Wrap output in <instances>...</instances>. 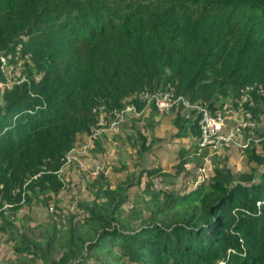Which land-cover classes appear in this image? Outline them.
Listing matches in <instances>:
<instances>
[{
    "label": "trees",
    "instance_id": "obj_1",
    "mask_svg": "<svg viewBox=\"0 0 264 264\" xmlns=\"http://www.w3.org/2000/svg\"><path fill=\"white\" fill-rule=\"evenodd\" d=\"M0 56L25 60L26 80L0 87V220L8 218L0 232L16 255L43 264H264V140L261 151L244 150L247 171L217 163L208 180L195 172L199 184L187 195L155 192L156 175L174 179L192 156L219 154L198 153L201 114L182 103L168 114L174 137L195 144L179 149L175 173L144 167L112 187L98 171L90 182L96 196L79 203L82 219L62 214L61 230L50 224L41 238L27 233L30 222H15L20 208L40 202L48 211L67 188L61 170L98 127L101 107L136 105L126 141L139 159L153 151L163 138L149 142L146 132L165 114L138 99L142 90L171 89L212 109L230 102L238 111L242 102L263 136L264 0H0ZM107 138L100 133L89 152H104ZM144 175L149 220L125 229L123 205ZM22 262L12 264H33Z\"/></svg>",
    "mask_w": 264,
    "mask_h": 264
},
{
    "label": "rangeland",
    "instance_id": "obj_2",
    "mask_svg": "<svg viewBox=\"0 0 264 264\" xmlns=\"http://www.w3.org/2000/svg\"><path fill=\"white\" fill-rule=\"evenodd\" d=\"M4 85L5 83H1L0 87L3 89L5 88ZM151 105H154V103ZM168 116L170 117L166 120L164 119L158 125L161 131L158 129L156 131L154 128L147 130L146 133L149 137V142H152L155 136L163 138V140L153 146V151L151 150L148 154L146 153L143 159H139L136 150H133L126 141L125 134L121 133L123 128L120 131H109V138L112 142L109 141L108 144H105L106 148L104 152H99L94 155L89 152V149L84 150L85 143L82 145V149L73 152L70 155L71 161L65 164L63 172H61L62 177L66 181L67 188L62 190L58 196H54L50 202L48 211L40 202L28 208L25 207L24 210L19 209V217L24 216L21 218L22 220L33 219L36 216L37 222L26 224L32 227L27 233L41 238V232L46 227L48 228L50 224L52 231H60L61 229L57 223L65 222L64 217L60 216L62 214H66L67 217L75 216L76 220L82 219L83 211L79 207V203L92 200L96 196V191L90 185V182L98 171H104L107 174L112 187L117 186L129 175L141 171L144 167L161 168L162 172H167L168 174L175 173L180 160V147L186 146L191 151V146H194L195 141L193 139H179L174 137L176 132L172 123L174 114ZM140 126L144 128L145 124L140 123ZM220 153L210 155L205 160L199 154L192 156V160L186 164L185 172L174 179L168 176L156 175L154 177L155 192L169 190L180 195H187L194 191L199 184L195 172L197 174L198 170L199 175L205 173L207 178L205 180H208V177L210 178L214 175V166L217 163L222 165L224 162H227L235 173L249 170L247 156L244 151L233 149L222 154ZM221 158L226 159L225 161H221ZM74 162H76L75 165L73 164ZM148 180L149 177L144 175L142 184L140 186H134L129 190V198L123 205V217L128 219V222L125 218L123 220L125 229L133 230L143 224V221L149 220L148 208L151 207L150 195L145 192ZM181 203L186 204L188 201ZM35 213H39V215H34ZM5 235L0 234V264H12L18 260L23 261L22 263L31 262L33 264H43L42 259L39 257L33 258V256L28 254L16 255L13 243H10L6 239L7 235ZM60 254L61 251L58 253V257ZM89 263L96 264L94 260H91Z\"/></svg>",
    "mask_w": 264,
    "mask_h": 264
},
{
    "label": "built area",
    "instance_id": "obj_3",
    "mask_svg": "<svg viewBox=\"0 0 264 264\" xmlns=\"http://www.w3.org/2000/svg\"><path fill=\"white\" fill-rule=\"evenodd\" d=\"M1 58L2 69L7 74L6 86L12 87L26 80L22 73V65L25 60L8 64V58ZM245 98L243 99L246 100ZM139 99L146 102V105L154 103L162 114L171 113L172 108L180 103L186 107L184 112L195 111L197 114H201L199 121L201 135L197 142L200 152L207 149L214 152H222L227 149H247L253 145L259 146L264 140V135L260 136L256 133L258 123L255 114L252 110L246 109L242 102L238 105V111L235 110L236 106H231L230 102L223 107L212 109L207 102L190 103L183 95L175 96L171 89L164 91L143 90L139 94ZM135 109L134 106H127L121 110L113 109L108 113L110 119L101 116L98 127L89 135V142L85 148L90 146L100 133L107 130H118L121 124L126 121L128 114L134 112ZM70 160L71 156L68 157V162ZM22 202H24V198Z\"/></svg>",
    "mask_w": 264,
    "mask_h": 264
},
{
    "label": "clouds",
    "instance_id": "obj_4",
    "mask_svg": "<svg viewBox=\"0 0 264 264\" xmlns=\"http://www.w3.org/2000/svg\"><path fill=\"white\" fill-rule=\"evenodd\" d=\"M4 83H6V82H4ZM19 85V84H18ZM5 87H8V86H6V84L4 85ZM13 87V86H12ZM10 88V87H9ZM145 90H148V89H145ZM143 91V90H142ZM150 91V90H149ZM151 91H155V90H151ZM140 94V93H139ZM138 99H139V95H138ZM140 100V99H139ZM143 102V101H142ZM127 106H134L136 109L134 110V112H131V113H136L137 115H139V111L137 110V107H136V105H134V104H127V105H125V107H123V108H120V110L121 109H124V108H126ZM114 109H119V108H114ZM111 110H113V109H110V110H107V109H105L104 107H101L100 108V118H101V116H103L104 118H106V119H110V117H109V115H108V113L111 111ZM105 113V114H104ZM130 113V114H131ZM130 114H128V116L130 115ZM128 121V117L126 118V121L124 122V123H122L121 124V126L119 127V129L118 130H107V131H105V132H109V131H120L121 130V128H123L124 126H125V124H126V122ZM259 126V125H258ZM259 128V127H258ZM98 138H99V136H98ZM98 138L96 139V140H98ZM96 140H94L92 143H91V145L90 146H88L87 148H85V146L88 144V142H89V136L87 137V140H86V142H85V145H84V150H87V149H90V148H92L93 147V145H94V142L96 141ZM198 142V141H197ZM261 148H262V144H260L259 146H258V149H259V151H261ZM77 150V148H75V150L74 151H72L69 155H68V157H70V155L73 153V152H75ZM231 150H233V149H231ZM238 150H242V151H244V150H246V149H238ZM201 152H203V151H201ZM200 151H198V153H201ZM67 160H68V158H67ZM71 161V160H70ZM69 161V162H70ZM68 162V161H67ZM66 162V163H67ZM65 163V164H66ZM65 166V165H64ZM64 166H63V168H64ZM63 168H62V170H63ZM62 170H61V172H62ZM22 202V201H21ZM11 206V203H9V204H5L2 208L4 209V208H7V207H10ZM1 208V209H2Z\"/></svg>",
    "mask_w": 264,
    "mask_h": 264
},
{
    "label": "crops",
    "instance_id": "obj_5",
    "mask_svg": "<svg viewBox=\"0 0 264 264\" xmlns=\"http://www.w3.org/2000/svg\"><path fill=\"white\" fill-rule=\"evenodd\" d=\"M150 110H151V108H149V107H147V109H145V117H148L149 116V113H150ZM171 115V114H170ZM170 116H168V114H165V115H162V117H160L159 118V120H160V123H161V121L163 122V120L165 119H168ZM160 123H158L157 125H156V127H154V129H156V131H157V129L158 130H160L158 127H160V126H158ZM173 127H174V125H173ZM123 128H125V127H123ZM175 128V127H174ZM121 130H122V128H121ZM161 131V130H160ZM175 131H176V128H175ZM121 133H123V134H125V131H123L122 130V132ZM106 134H107V136H108V138L107 139H105V141L103 140V145H104V148H106V146H105V144H108L109 143V141H111L110 140V138H109V132H106ZM125 136H126V134H125ZM119 138H120V136H119ZM86 140H87V137H85L84 136V138H83V140L79 143V145H78V147H76L77 148V150H79V149H82L83 147H82V145L86 142ZM112 142V141H111ZM197 143V142H196ZM197 145V144H196ZM192 147V146H191ZM181 148V147H180ZM62 172H63V170H62ZM28 208V207H27ZM25 208H22V210H24ZM8 214L9 215H11L12 214V212H8ZM39 215V213H35L34 215ZM22 217H24V216H20L19 217V215H17V216H15V222H37L36 221V216L33 218V219H24V220H22L21 218ZM30 217V216H29ZM8 219V218H7ZM6 219V220H7ZM6 220H0V224H1V222H6ZM0 234H4V233H1L0 232ZM6 236V235H5Z\"/></svg>",
    "mask_w": 264,
    "mask_h": 264
}]
</instances>
